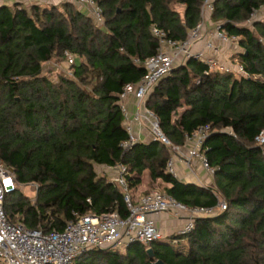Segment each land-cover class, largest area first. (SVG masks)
Segmentation results:
<instances>
[{
  "label": "trees",
  "instance_id": "trees-1",
  "mask_svg": "<svg viewBox=\"0 0 264 264\" xmlns=\"http://www.w3.org/2000/svg\"><path fill=\"white\" fill-rule=\"evenodd\" d=\"M35 1L0 4V159L17 176L6 192L9 220L50 231L63 230L76 218L73 211L126 217L121 188L96 169L124 162L131 188L148 168L152 180L171 184L163 191L188 206L217 207L225 200L228 207L196 218L186 235L151 242L155 258L133 242L91 249L78 264H264V143L257 140L264 130V20L244 25L264 0H214L212 19L242 37L239 58L247 76L206 74L208 65L191 58L146 101L175 144L211 126L204 149L216 169L214 186L169 172L170 149L158 140L138 141L127 151L121 145L129 132L120 94L146 75V60L158 52L153 28L184 40L204 20V0H95L102 24L71 0ZM66 51L81 58L70 66L73 75L45 74L44 64L62 62ZM30 183L38 186L34 200L20 189Z\"/></svg>",
  "mask_w": 264,
  "mask_h": 264
},
{
  "label": "built area",
  "instance_id": "built-area-1",
  "mask_svg": "<svg viewBox=\"0 0 264 264\" xmlns=\"http://www.w3.org/2000/svg\"><path fill=\"white\" fill-rule=\"evenodd\" d=\"M14 1L21 7L23 3L28 4L26 0ZM74 1L87 7L99 24L104 23L103 10L95 0ZM213 10L214 0H204L203 14L213 13ZM258 12V10L253 11L249 22L252 23L257 18ZM153 33L160 40L158 52L146 60V75L137 83L125 85L120 97L127 100L131 95L134 96L141 109L134 114L132 120L148 125L154 140L167 145L171 154L180 156L191 171L195 169V162H198L209 175L214 176L216 169L210 164L204 149L205 141L212 132L211 126L201 125L185 136L184 144H175L164 132L159 117L146 105V101L156 85L169 76L177 64H182L191 58L208 65L206 74L216 69L247 76L242 62L238 61L236 65L218 64L213 57H208L205 53V50L214 55L219 53L220 47L215 40L225 44H238L241 37L229 34L220 24L214 30L206 29L205 20L192 28L184 40L170 39L167 33L158 27L153 28ZM200 42H204L205 50L195 52L194 47ZM65 54L68 62L74 64L76 61L74 54L69 51ZM55 66L64 69L60 61ZM66 72L73 75L71 69ZM122 109L128 117L126 104L122 105ZM127 129L129 138L121 144L126 151L138 142L131 124L127 125ZM223 131L230 129L226 128ZM257 140L264 143V130ZM107 167L114 174L113 181L123 192L128 215L123 217L117 211L103 214L94 212L79 214L73 211L76 218L69 221L63 230L45 231L43 228H31L24 223L9 220L4 204L8 189L7 182L11 181L16 185L17 176L14 170L0 159V261L3 264H78L79 257L95 248L125 247L133 242H142L148 249L151 242L162 238L156 220L150 215L167 213L177 219H185L177 235H186L194 229L196 218L212 215L217 209L223 211L228 207L225 200H220L217 207L188 206L160 189H153L136 201L128 181L129 166L124 162H118ZM167 167L169 172L176 177L179 176L172 157L168 160Z\"/></svg>",
  "mask_w": 264,
  "mask_h": 264
},
{
  "label": "crops",
  "instance_id": "crops-1",
  "mask_svg": "<svg viewBox=\"0 0 264 264\" xmlns=\"http://www.w3.org/2000/svg\"><path fill=\"white\" fill-rule=\"evenodd\" d=\"M38 1L47 3L46 1H43V0H38ZM26 2L28 3L27 5L29 4L33 5L34 3H36L35 0H28V1L26 0ZM73 2L77 5L79 9H83L87 13L90 12L87 7L78 3V1L73 0ZM15 3L16 2L14 0H0V4L14 5ZM24 4L25 3H23L22 5L24 6ZM27 5L25 4V6ZM262 8H264V6ZM262 8L259 11H261ZM212 14L213 13H210V12H206L205 15L203 14L206 29H209V30H214L216 26L219 24V22L212 19ZM215 43L219 45L220 47V51L216 55L204 49L205 48L204 42H200L196 44V46L194 47V51L196 52L200 50H205V53L207 54V56L213 57L218 64H227V63L230 64V62H232L234 65H236V63L240 61L239 53L243 51V49L239 45V42L238 44H225L218 40H215ZM231 51L233 52L230 53ZM124 104H126V107L128 109V119L126 121L127 125L128 124L132 125V129L134 131V134L138 138V141L143 142V143L152 142L154 139L152 137V134L150 133L148 125H146L145 123L141 124V123H138L132 120L134 114L139 109H141L137 100L134 98V96L131 95L130 97H128L127 100H125ZM186 108L187 106L185 104L184 106L180 107L178 109L179 114L184 112ZM177 117L178 116L175 115L173 117V120L177 119ZM171 155H172L171 157L175 161V168L179 174L178 178L181 181L187 182V183H195L201 186H214V176L209 175L203 169L200 163L195 162L194 164L195 169L191 171L188 168V166L184 163V161L181 160L180 156L174 153ZM107 166L100 165V166H97L96 169L100 175H106L109 177L110 180H113L114 174ZM139 178H140L139 183L136 186L131 188L136 201H138L141 198V196L145 195L146 193H148L149 191L153 190L156 187L158 188L161 187L162 189H165L166 187H171L170 183H166L162 179L152 180L151 172L148 168L145 169L141 175H139ZM150 216H152L156 220L157 225L161 230V233L163 236L162 238H165L164 237L165 235H170L171 233H173L175 231L174 229L176 228V226L179 225V223H181V219H177L167 213H157V214H152ZM0 264H3V263L0 261Z\"/></svg>",
  "mask_w": 264,
  "mask_h": 264
},
{
  "label": "rangeland",
  "instance_id": "rangeland-1",
  "mask_svg": "<svg viewBox=\"0 0 264 264\" xmlns=\"http://www.w3.org/2000/svg\"><path fill=\"white\" fill-rule=\"evenodd\" d=\"M62 2H63V0H54L52 2H47V3L60 5ZM257 19H261V20L263 19L264 20V8H262V10L258 12V16H257V18L255 20H257ZM245 24L249 25V26L252 25L251 22H246ZM232 52L233 51H231L230 53H232ZM75 60H76L77 64H79L81 62V58L80 57H75ZM57 62H58V59H53V60H50L49 62L44 64V73L49 75L53 79H57V76L59 75L58 74L59 71L65 72L68 69L70 70V66H71V64L68 62L67 58L62 61L63 62V67H64L65 70L62 69V68L56 67L55 65H56ZM230 63L233 64L232 62H230ZM7 186H8V189H11V188L15 187V184L11 183V181H8L7 182ZM20 189L23 190L24 194L28 195L29 197H31L34 200L36 195H37L38 186L35 183H30V184H27V185H20ZM154 189L163 190L161 187H159V188L156 187ZM184 223H185V219L182 218L181 219V223H179V225H177L176 228L174 229L175 231L173 233H171L170 235H165L164 237H170L172 235H176L178 230L183 226Z\"/></svg>",
  "mask_w": 264,
  "mask_h": 264
},
{
  "label": "water",
  "instance_id": "water-1",
  "mask_svg": "<svg viewBox=\"0 0 264 264\" xmlns=\"http://www.w3.org/2000/svg\"><path fill=\"white\" fill-rule=\"evenodd\" d=\"M148 253L151 255L152 258H155V252H154V249L149 247L147 249ZM157 264H164L161 260H158L157 261Z\"/></svg>",
  "mask_w": 264,
  "mask_h": 264
}]
</instances>
